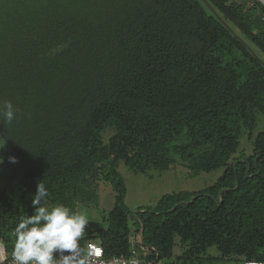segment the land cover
I'll use <instances>...</instances> for the list:
<instances>
[{
	"label": "trees",
	"instance_id": "obj_1",
	"mask_svg": "<svg viewBox=\"0 0 264 264\" xmlns=\"http://www.w3.org/2000/svg\"><path fill=\"white\" fill-rule=\"evenodd\" d=\"M207 2L239 39L201 0H0V103L18 110L11 124L0 116V140L25 168L0 190L6 249L44 180L49 202L74 211L112 188L107 225L90 236L107 259L130 257L139 237L142 264L264 263V131L235 157L264 115V6ZM120 162L143 175L223 171L132 214Z\"/></svg>",
	"mask_w": 264,
	"mask_h": 264
},
{
	"label": "rangeland",
	"instance_id": "obj_2",
	"mask_svg": "<svg viewBox=\"0 0 264 264\" xmlns=\"http://www.w3.org/2000/svg\"><path fill=\"white\" fill-rule=\"evenodd\" d=\"M256 1L261 3L259 0ZM262 131H264V115H259L257 117L255 131H253V136H250V131L245 133L241 139L240 151L235 157L238 158L241 155H244V157L250 156L253 150L252 141L255 135ZM111 134L112 132L110 130H106L102 133L101 138L105 144L108 143V139ZM0 147H4V145L0 143ZM6 151L10 150L6 147L0 150V157H3L7 164L9 157L13 156H11V154ZM17 161V163H12L10 168L5 166V162L0 165V190H4L6 188V181L10 178L14 177L15 179H20L23 176L25 168L21 167L20 161L18 159ZM16 168H20L21 171H18V173L15 175L14 170ZM117 171L123 178L127 187L125 204L131 213L135 214L139 210L154 209L160 199L166 195L182 191L200 192L204 189H207L208 187L215 184L217 179L221 176L223 170L221 169L211 173H199L194 175L184 166L175 165L167 171L151 170L146 175H143L134 172L130 168L126 167L122 162H120L118 164ZM113 201L114 193L112 188L109 185L103 184L100 187L99 200L97 204L77 207V211L86 212L90 221V224L87 227L86 233L83 237V244H87V241L92 238L90 237L91 233L106 227L108 215L112 208ZM182 252L183 251H180L178 248L175 249L176 256H180ZM205 254L216 255V251L214 249H210ZM179 264H183L182 259L180 260ZM187 264L199 263L197 261H187ZM213 264L243 263L241 261L232 260Z\"/></svg>",
	"mask_w": 264,
	"mask_h": 264
},
{
	"label": "clouds",
	"instance_id": "obj_3",
	"mask_svg": "<svg viewBox=\"0 0 264 264\" xmlns=\"http://www.w3.org/2000/svg\"><path fill=\"white\" fill-rule=\"evenodd\" d=\"M17 111L11 101L0 103V116L9 124L17 118ZM0 143L5 147L7 141L0 140ZM9 161L18 162L15 157H9ZM3 163L0 157V165ZM49 200L44 180L37 181L31 199L33 212L21 214L13 230L14 264H87L81 252L82 240L90 224L88 215L63 203L51 204ZM249 264H257V261H249Z\"/></svg>",
	"mask_w": 264,
	"mask_h": 264
},
{
	"label": "built area",
	"instance_id": "obj_4",
	"mask_svg": "<svg viewBox=\"0 0 264 264\" xmlns=\"http://www.w3.org/2000/svg\"><path fill=\"white\" fill-rule=\"evenodd\" d=\"M135 241H139V237L135 240L132 239V255L128 258L116 257L113 259H107L100 242L94 239H89L87 244H83L84 241L82 240L83 247L81 255L86 257L87 264H142V261L135 256V251L133 249ZM12 250L9 251L6 249L4 243L0 241V264H14L12 259ZM245 264H249V262ZM257 264L264 263L257 262Z\"/></svg>",
	"mask_w": 264,
	"mask_h": 264
},
{
	"label": "water",
	"instance_id": "obj_5",
	"mask_svg": "<svg viewBox=\"0 0 264 264\" xmlns=\"http://www.w3.org/2000/svg\"><path fill=\"white\" fill-rule=\"evenodd\" d=\"M205 5H206V7L212 12V14L221 22V23H223L231 32H232V34L233 35H235L237 38H238V36H237V34L234 32V31H232L230 28H229V26H227V24L224 22V20L218 15V13L211 7V5L207 2V0H201ZM263 5H264V3L263 2H261ZM239 39V38H238ZM251 51V53L259 60V58L256 56V54L252 51V50H250ZM260 61V60H259ZM263 63V62H262ZM264 65V64H263ZM254 164H256V160L254 161ZM249 172H250V166L248 167V170H247V172H246V174L248 175L249 174ZM236 182H237V180H236ZM237 186H238V182H237ZM195 200V198H193L192 199V201L191 202H193ZM222 203V200H220V202L218 203L219 205ZM143 228V227H142ZM143 230V229H142ZM142 232V231H141Z\"/></svg>",
	"mask_w": 264,
	"mask_h": 264
},
{
	"label": "bare ground",
	"instance_id": "obj_6",
	"mask_svg": "<svg viewBox=\"0 0 264 264\" xmlns=\"http://www.w3.org/2000/svg\"><path fill=\"white\" fill-rule=\"evenodd\" d=\"M259 1L264 3V0H259Z\"/></svg>",
	"mask_w": 264,
	"mask_h": 264
}]
</instances>
